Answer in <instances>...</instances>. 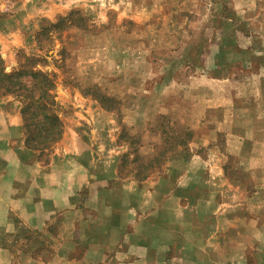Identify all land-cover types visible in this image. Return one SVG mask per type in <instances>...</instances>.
I'll return each instance as SVG.
<instances>
[{
	"label": "crops",
	"instance_id": "crops-1",
	"mask_svg": "<svg viewBox=\"0 0 264 264\" xmlns=\"http://www.w3.org/2000/svg\"><path fill=\"white\" fill-rule=\"evenodd\" d=\"M24 24L0 21L8 65L25 47ZM180 56L181 68L142 80L144 102L172 103V119L192 134L155 181L120 178L127 148L101 105L80 101L41 161L25 145L20 103L0 97V264H264V76H193L189 101L203 106L188 111L176 71L191 52ZM120 67L105 72L120 77ZM154 106L129 109L125 122L139 128Z\"/></svg>",
	"mask_w": 264,
	"mask_h": 264
},
{
	"label": "rangeland",
	"instance_id": "rangeland-1",
	"mask_svg": "<svg viewBox=\"0 0 264 264\" xmlns=\"http://www.w3.org/2000/svg\"><path fill=\"white\" fill-rule=\"evenodd\" d=\"M0 21L8 27L28 21L25 47L14 65L6 63L7 71L48 73L64 128L80 101L99 106L103 99L102 109L117 120L118 144L127 148L119 160L124 180H157L167 158L192 139L172 119V103L144 102V75L152 85L178 63L181 68L180 54L188 48L186 68L176 71L188 101L180 108L188 111L203 106L189 101L193 76L254 84L264 76V0H0ZM114 63L121 64L120 77L105 72ZM248 104L254 105L250 97ZM137 106L140 113L155 109L139 128L125 122ZM217 140L224 143L222 136ZM57 143L39 155L41 161Z\"/></svg>",
	"mask_w": 264,
	"mask_h": 264
},
{
	"label": "trees",
	"instance_id": "trees-1",
	"mask_svg": "<svg viewBox=\"0 0 264 264\" xmlns=\"http://www.w3.org/2000/svg\"><path fill=\"white\" fill-rule=\"evenodd\" d=\"M54 90L55 84L48 73L29 68L24 72L20 69L8 72L0 55V97L12 95L22 103L25 145L40 156L63 135L64 126L57 113ZM99 104L107 109L103 99L99 98ZM33 120L36 121L33 123Z\"/></svg>",
	"mask_w": 264,
	"mask_h": 264
}]
</instances>
